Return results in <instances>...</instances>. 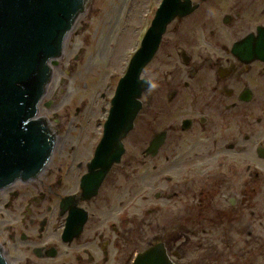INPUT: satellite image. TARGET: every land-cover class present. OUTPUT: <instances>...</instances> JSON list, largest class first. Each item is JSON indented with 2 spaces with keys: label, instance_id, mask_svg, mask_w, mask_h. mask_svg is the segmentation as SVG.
Wrapping results in <instances>:
<instances>
[{
  "label": "flooded vegetation",
  "instance_id": "1",
  "mask_svg": "<svg viewBox=\"0 0 264 264\" xmlns=\"http://www.w3.org/2000/svg\"><path fill=\"white\" fill-rule=\"evenodd\" d=\"M188 1L141 71L127 135L146 114L147 138L132 158L125 137L119 161L94 166L104 123L84 128L78 108L59 127V110L42 113L48 83L38 116L52 155L0 188L7 264H135L146 251L166 264H264V0Z\"/></svg>",
  "mask_w": 264,
  "mask_h": 264
},
{
  "label": "water",
  "instance_id": "2",
  "mask_svg": "<svg viewBox=\"0 0 264 264\" xmlns=\"http://www.w3.org/2000/svg\"><path fill=\"white\" fill-rule=\"evenodd\" d=\"M88 0H0V188L36 176L49 161L55 137L38 116L52 70ZM191 11L188 0H161L140 46L131 56L111 98L93 158L107 171L121 159L123 139L133 128L147 88L143 67L157 50L166 26ZM158 135L150 148L156 151ZM166 264V256L141 253L135 264ZM0 264H7L0 249Z\"/></svg>",
  "mask_w": 264,
  "mask_h": 264
},
{
  "label": "rangeland",
  "instance_id": "3",
  "mask_svg": "<svg viewBox=\"0 0 264 264\" xmlns=\"http://www.w3.org/2000/svg\"><path fill=\"white\" fill-rule=\"evenodd\" d=\"M160 2L88 0L65 40L58 64L53 67L44 97L45 100L53 99V103L48 109L42 108V113L49 115L59 110V127H65L70 126L71 122L68 110L75 113L80 108L76 118H84V128L102 127L117 81L139 47ZM161 59L162 54L153 65L158 73L162 68ZM148 69H144L143 76ZM145 117L146 114L138 122L137 131L127 135L124 140L128 146L126 159L138 152L133 145L138 143L137 148H140V143H144L147 138L143 130ZM62 132V135H66L64 130ZM161 173L154 172V181L159 182V187Z\"/></svg>",
  "mask_w": 264,
  "mask_h": 264
}]
</instances>
